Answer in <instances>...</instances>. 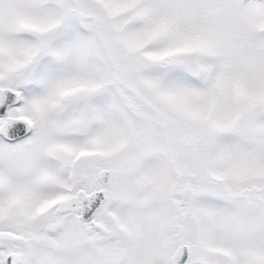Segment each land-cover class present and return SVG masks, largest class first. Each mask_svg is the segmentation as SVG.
I'll return each mask as SVG.
<instances>
[{
	"label": "snow or ice",
	"instance_id": "obj_1",
	"mask_svg": "<svg viewBox=\"0 0 264 264\" xmlns=\"http://www.w3.org/2000/svg\"><path fill=\"white\" fill-rule=\"evenodd\" d=\"M0 264H264V0H0Z\"/></svg>",
	"mask_w": 264,
	"mask_h": 264
}]
</instances>
